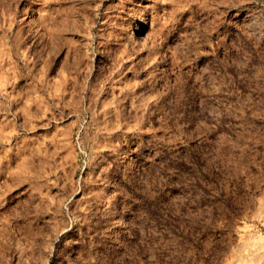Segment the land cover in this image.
<instances>
[{
    "label": "rangeland",
    "instance_id": "374dc122",
    "mask_svg": "<svg viewBox=\"0 0 264 264\" xmlns=\"http://www.w3.org/2000/svg\"><path fill=\"white\" fill-rule=\"evenodd\" d=\"M0 264H264V0H0Z\"/></svg>",
    "mask_w": 264,
    "mask_h": 264
},
{
    "label": "bare ground",
    "instance_id": "6f19581e",
    "mask_svg": "<svg viewBox=\"0 0 264 264\" xmlns=\"http://www.w3.org/2000/svg\"><path fill=\"white\" fill-rule=\"evenodd\" d=\"M25 12L27 13V9H26V11H25ZM32 12H33V13H34V12H36V9H35V8H33Z\"/></svg>",
    "mask_w": 264,
    "mask_h": 264
}]
</instances>
